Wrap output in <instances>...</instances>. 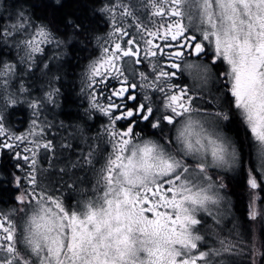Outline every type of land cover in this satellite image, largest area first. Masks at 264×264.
Returning <instances> with one entry per match:
<instances>
[{
	"label": "snow or ice",
	"instance_id": "1",
	"mask_svg": "<svg viewBox=\"0 0 264 264\" xmlns=\"http://www.w3.org/2000/svg\"><path fill=\"white\" fill-rule=\"evenodd\" d=\"M91 12L103 34L0 0V49L15 51L0 55V161L16 193L0 208V264H264V0H92ZM77 39L91 46L86 105L57 124L44 110L59 107L55 73ZM18 104L31 109L23 131ZM215 170L245 174L243 220Z\"/></svg>",
	"mask_w": 264,
	"mask_h": 264
},
{
	"label": "trees",
	"instance_id": "2",
	"mask_svg": "<svg viewBox=\"0 0 264 264\" xmlns=\"http://www.w3.org/2000/svg\"><path fill=\"white\" fill-rule=\"evenodd\" d=\"M17 2L27 8L34 17L52 20L54 25L59 26L61 29L64 28L66 19L80 18L85 20L91 28L97 30V33L100 32L97 29L98 26L101 27L99 24V16H94L91 12L92 0H59V3L63 5L62 7L55 0H17ZM90 48L91 46L85 48L84 43L79 39L73 40L66 49L67 54L60 61V65H62L61 71L55 73L61 77L55 85H58L60 89L59 100L62 101L61 107L65 110L63 114L71 115V109L75 108L73 104V93L75 91V85L80 79V72L84 65L83 63H85L88 57ZM0 55H3L2 49H0ZM49 55H51L50 52ZM42 81L43 79H39L35 84H41ZM12 110L10 109V113ZM22 113L24 112H19V114ZM9 169H11V166L8 161L3 162L0 168V179H5ZM243 181L242 173L237 177L232 176L229 178L228 187L235 199V209L239 213L241 212L240 218L242 220L244 219L243 212H245ZM10 197H12V194L9 185L0 186V205L4 203V200H11Z\"/></svg>",
	"mask_w": 264,
	"mask_h": 264
},
{
	"label": "flooded vegetation",
	"instance_id": "3",
	"mask_svg": "<svg viewBox=\"0 0 264 264\" xmlns=\"http://www.w3.org/2000/svg\"><path fill=\"white\" fill-rule=\"evenodd\" d=\"M99 20H100L99 24L102 27V29H100L101 32L99 34H103L104 32L107 31V26L105 25L104 21L100 17H99ZM90 50H91V48H90ZM89 53H90V51H89ZM89 53H88V56H89ZM86 63H87V59L85 60V63H83V64H86ZM56 87H58V85ZM74 90L75 91L73 93V104L75 105V108L71 109L72 110V114L71 115L63 114V111H65V110L61 107L62 106V104H61L62 101L59 100V96H60L59 95L57 97V102L59 104V107H53L52 105H48V107L44 110V114L47 116L48 120L53 121V122H55L57 124L61 120H63L65 122V124L70 123V122H74L76 120L77 114L82 112L81 105H86V100L80 94V83L75 85V89ZM19 112H16L15 110H12L11 111V115H10V120L13 123V125H15L17 128H19L21 131H23L24 129H26L28 127V123H29L31 118L26 117L25 116V112L22 113V114H19ZM94 130H95V125L93 126V131ZM6 161H8L9 165L12 167L11 162L8 160L7 157H5L4 160L0 161V168L2 166V163L6 162ZM78 175H84V173H78ZM90 175L91 174H89V177H90ZM221 176L223 178H225V176L223 174H221ZM225 181L224 182L227 185V188L225 189V191H227V189L229 187V180H226V178H225ZM7 184L9 185V187L11 189L12 196H14L16 194L13 191L14 185H11L8 180L0 179V186H5ZM85 186H87V185H85ZM248 192H249V189H248ZM232 198H234L233 195H232ZM5 202H7V203H5ZM3 204L0 205V208L11 206L12 205V200H4Z\"/></svg>",
	"mask_w": 264,
	"mask_h": 264
},
{
	"label": "rangeland",
	"instance_id": "4",
	"mask_svg": "<svg viewBox=\"0 0 264 264\" xmlns=\"http://www.w3.org/2000/svg\"><path fill=\"white\" fill-rule=\"evenodd\" d=\"M55 1H57V0H55ZM97 29H99V31H100V29H102V27H97ZM98 31V32H99ZM101 32V31H100ZM99 32V33H100ZM99 33H97V34H99ZM2 53H3V55L6 53L7 54V56H15V51L14 50H2ZM51 53V52H50ZM53 63H55V62H53ZM37 75H39L38 73H37ZM77 83H80V79H79V81L77 82ZM76 83V84H77ZM55 86V85H54ZM56 87V86H55ZM45 90H47V81H46V79H43V81H42V83L41 84H34L33 85V91H32V95L33 96H40V95H42L43 94V91H45ZM21 107H22V109H21ZM13 110H15L16 112H19V111H23V112H25V116L26 117H29V118H31V109H29L28 107H27V105L26 104H18L17 106H14L13 108H12ZM11 109V110H12ZM247 151V150H246ZM246 161H247V156H246ZM215 171H219V173H220V175L221 174H223L224 176H225V178H226V180H229V178L230 177H232V176H234V177H237V176H239V175H241V172L239 171V170H236V171H223V170H215ZM243 174V179H244V201H245V206H244V211L245 212H243L244 214H243V218H246V216H247V211H248V204H249V192H248V188H247V185H245L246 184V177H245V174L244 173H242ZM225 178H224V181H225ZM226 182V181H225ZM262 197H264V193H261L260 194ZM225 196H226V200L227 201H230V204H231V211H232V213H234V216L237 218V219H240V220H242L241 218H240V213L235 209V199L234 198H232V194H231V192H230V190H228L227 189V191H225ZM258 206H264V205H260V202H258ZM232 219V217L231 216H229V217H226V219H225V224L227 225V227H231V224H229L228 223V221L229 220H231ZM209 223H211V221L209 220ZM238 259V262L239 261H242L244 258L243 257H239V258H237Z\"/></svg>",
	"mask_w": 264,
	"mask_h": 264
}]
</instances>
